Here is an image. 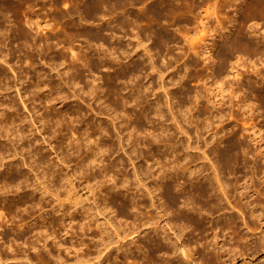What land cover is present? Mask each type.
<instances>
[{"label": "bare ground", "instance_id": "bare-ground-1", "mask_svg": "<svg viewBox=\"0 0 264 264\" xmlns=\"http://www.w3.org/2000/svg\"><path fill=\"white\" fill-rule=\"evenodd\" d=\"M14 1L15 0H0V43L2 41L6 42L8 39H11V41H13L15 39L16 35L19 37L21 36V37L29 39L32 42V44H31L32 48L30 49V52H31L30 54H31V56H33V58H35L34 56L36 54H39V55L43 54V53L44 54L45 53L53 54L52 56L50 55L52 60H50V70L49 71L56 70V73H58V76H59L58 79L54 78L53 74L51 72H49L47 69L44 70L45 68H43V71H42V69L40 71L39 67L37 66L38 62L32 60L31 64H29V66L31 68L30 67H28V68H29V72H30V77H29L30 79H31L32 71L34 73L32 75V78H34V82L31 83L32 87H33V88L31 87L33 89L32 92H34V101L33 102L35 103L36 101H40L42 96H43L42 100L49 103L48 106L56 108L55 110L58 109L60 112H62L64 114L65 117H63V118L66 121H65V127H63V128H66V127L69 128V126H73L74 128L77 127L78 130H77V132L76 131L75 132L76 133L79 132V133L85 135L83 137H81V136L78 137V135H76L78 137L77 141L75 140V138L72 139V141H71L70 137L69 136L68 137L70 139L69 141L72 142L73 147L76 149V151H81L84 148V151H81V152L82 153L85 152V154L83 155L80 152L81 155H83L80 161H84V163H85V161H87L89 164L91 161L89 162L88 160H94V161H96V164L99 167L98 169L101 168L102 170L104 169V171L107 170L108 174L107 173L106 174L109 175L111 180H113L110 182V185H108V186H110V189H112V187L115 189L117 186H119V187L122 185L125 186L126 184H128L127 182L130 180L132 182V179H131L132 176L129 175L131 173V171L129 172V170H128V172H129V174L127 173L129 175L128 176L126 174L127 171L125 172V170L127 169V168L125 169V166L128 163V160H130L134 165H136V168L133 165V167L135 168V172H134V170H133V172H134V175L137 178V180L135 178L134 179L137 181V184L139 183L138 185H140L141 188H144V190H143V192L142 191L141 192L135 191V193H134V191L132 192V191L128 190L129 192H127V191H125V192H127L126 195L128 194L127 197H129V198L124 199L122 197L124 199L123 204H124L125 208L128 209L129 215L131 217L130 219L132 220L128 226L130 239L129 240L127 239L128 241H126L125 237L127 235L123 234V235H125L124 239H121V242L119 244H117V245L115 244L116 247L121 249V248L125 247L126 245H128L125 249H123V252L126 254V257H133V258L136 257L137 258L138 253L142 252L143 253L142 256L144 258H147V260H146L147 264H237V260L239 258L244 259L245 263L242 262L243 264H264V261H262V262L256 261L257 262L256 263L255 262L256 259H254V257H253L256 254L258 255L259 252L264 251V148L261 145L260 149H258L256 151V148H257L256 147L255 151H254L252 148L245 145L244 141L242 142L240 140V138L238 137L240 129H242L244 131H249L251 134L250 136L254 141L259 142L260 141L259 136L262 137L260 133L262 131L263 126H261L262 124L256 122L257 119H255V121H253V116H251L249 113H247V110L249 109L247 107L252 102L254 103L255 102L254 100L256 99L260 102L258 107L262 106V108H264V92H262V90H264V86L257 85L256 84L257 81L254 78H252V74H255V76H259L258 78L264 79V67L261 65V63L263 64V62L260 63V65L262 67L258 64L254 65V63H253V66L251 65L252 69L250 68L247 70H242L241 69L242 66L240 67L238 60H240L241 58L244 57L243 56L244 51H246L247 53H249L253 57L256 55H259V54H264V33L259 34V35L257 34L258 29H259V24H260L259 19L264 18V0H75L76 4H74V5L78 6V5H81L82 3L85 4L86 5V11H85L86 14L89 16H92L94 18L99 19V22L95 26L92 25L93 28L91 29V33H93V37H95L94 39L100 41V43L97 42L100 45L97 47V49L95 50L94 53H93L92 48H91V50H89L90 48L88 46H85V47H88V49L86 48V50H83V49H81V47L78 44H76L77 42L71 41V40H66V38H65V40H63L65 45H61L63 47H61L60 45H59L60 47L59 46L55 47L54 42H50V38H49V36H47V34H46V37H48V39L46 38V40H45L44 37L42 38V36H41L42 34H41L40 30H44V32H45V29H44V25L42 23V21L44 19L43 18H42V20L40 19L41 18L40 16L42 13L39 12V3H40L39 0H33L32 1L33 2L32 8L25 11L26 15L28 14V16H27L28 18H26L27 19L26 21L30 25L29 28H26V27L20 28L22 26L21 25L19 27L21 29V30L19 29L20 32H16V30L13 28L12 24L8 23V22H10V23L12 22L11 21L12 20L11 19L12 14L10 15V9L12 7V4H14ZM18 1L20 3H22L25 0H18ZM60 1H62V0H54V2L57 5L59 4ZM51 2H52V0H51ZM52 4H53V2H52ZM69 4L72 5L70 2H69ZM45 5H48V4H45ZM63 5H64V3H63ZM67 5H68V1H67ZM13 6L16 7L15 5H13ZM232 6H235L234 10L237 14L239 12H242V15L240 17H238L237 15L233 16L234 14L232 15L233 17L231 19V21H232L231 23H234L233 27H235V28H233V27L229 28L228 26H222V27L218 26V25H221L223 23V19L220 18V16L218 15V10H220L219 8L220 7L221 8L222 7L223 8H226V7L229 8ZM55 8H56V6H55ZM61 8H60V10H61ZM70 8L68 10H70ZM20 9L21 8H17L18 13H20L19 12ZM47 9H45V10H47ZM52 9H53V6H52ZM57 10H59V9H57ZM51 11H53V10H51ZM54 11H56V10L54 9ZM72 11L73 10H70L69 12H72ZM79 11H81V9L79 10V8H77L76 12H79ZM12 13H14V11ZM80 13L83 14V12H80ZM61 15H65V14L61 13ZM53 17H54V15H53ZM72 17H73V15H72ZM213 18H216L217 22H219V24L216 26V28H213L210 24V22L212 21ZM46 19L47 18H45L46 27L51 26L50 23H48V21ZM78 19H79V17H78ZM81 19H83V16ZM17 20H18V18H17ZM100 20H101V22H100ZM86 22H88V20H86ZM81 24L82 23H80V25ZM86 24H88V23H86ZM192 24H194V25L191 26ZM262 24L264 25V21ZM23 26H24V24H23ZM52 26H53V24H52ZM76 26H79V25H76ZM66 27H64V28H66ZM170 27H173L175 32H173L171 30L172 28H170ZM66 29H68V28H66ZM94 29H95V31H94ZM53 30H55V29H53ZM72 31H74V29ZM57 32H58V30H57ZM77 32H78V29H77ZM82 32L88 33V31H85V30ZM72 33H74V32H72ZM259 33H260V31H259ZM56 35H58V33ZM69 36H67V37H69ZM81 36H82V34H81ZM88 36H90V34ZM180 36H182L184 39H186V42H187V40L193 41L195 37L200 38V42H201V40L204 41L202 44L203 47L201 49H198V48L196 49L195 47H192V46H191L192 47L191 50L189 49L190 51H184L185 48L182 49L184 51L185 56L188 55V57H191L194 54H195V56H197L199 54L201 57L203 56L205 58V60L209 61L208 63L206 62L205 64L208 65V68H210L211 71H209V73H208V71L205 70L208 74L207 75L203 74V75H205L206 77H208V76L213 77L214 81L216 83H219V82H222L221 79H223L226 76V72L228 71V67H231V69L234 70V73H235L234 75L236 77L235 79H237V78L240 80L243 78L248 79V87H247L248 92L252 90L251 93H253L252 96L255 99L252 102H249L251 100H248L246 98L247 96L245 95L247 93V89H244L245 92L242 94L241 92H243V91L240 90L242 87H239L240 89H237V87H236V89H235V87H233V89H232V87H231L232 90H230V92L228 91L229 92L228 94H224L225 90L220 89L221 86L216 84L217 86H219L218 87L219 89L218 88L217 89L220 91V93H223V97L229 96V98H228L229 103L226 106V103H224L225 101L221 99L222 96H221L220 100L218 99V96H219L218 90L216 91L213 88H211L213 86L209 87L210 85L207 84L206 78L204 76L201 77L200 76L201 74L199 76L204 81V83H202V82L201 83H202V85L204 84L203 87L205 89V92L203 91L204 89L203 90L201 89L202 87H200V89L198 86H197V88L196 87L191 88V87H189V85L187 87L186 80L189 76V72L191 71L188 68L191 66L190 65L191 60L190 61L187 60L184 63V67L188 68L189 72H188V69H186V71L184 70L185 72H183V70H182L183 68H181L179 66L180 64L177 66V67H180L182 70L181 72L178 73L179 80L176 79L177 80L176 83H178L179 86L177 85L178 87L176 88L175 85L173 84L176 89L171 91L170 88L166 87L165 83H161L162 84L161 87L164 88L165 92L163 95L160 94L159 95L160 97L156 98L155 100H153L154 98L153 99L148 98L149 91L151 92V90H153L152 89L153 87L151 88V83L154 84V82H152L154 77L152 76L153 78H152V80H150V82L148 84L145 85V83H147L146 78L144 81L145 83H143V80H142V83L140 84V81L142 79L141 75L144 72L143 71L144 66H142V65H135L130 69V72L126 73V75L132 73L134 76H137V84L134 87H132V89L130 87L131 90H129V92L126 94L125 93L123 94L120 91L119 83L117 81L116 82L114 81L112 83V88H105V84L102 81H100L103 74L99 73V74H101V76H100L98 74V72H96V71L99 70V72H100V69L103 67H101L100 69H98L96 67V64H98L97 63L98 60H96V59H99L100 63L102 62L104 64H107L110 61L119 59L120 55L122 53V51L120 49L121 47H119V45H121V44L119 43V45H117L118 44L117 42L119 41V39L126 37V39L127 38L128 39H137L138 40L137 42L142 43L144 45V50L146 51L145 53H147V55H148V57L147 56H145V57H147L152 64V65L150 64L152 66V68L151 67H145V68H151V71H152L156 67V59L158 58V57H155V55L158 54V52H159L156 43L158 41H162V42H165V44H166V43L171 42L172 40H177ZM75 37H78V35ZM216 37H219V39L222 38V40H224L225 44H226V46H224V47L221 45L222 49H221L220 54H219V56H220L219 62L216 61V59L214 57V51H213V47L218 43ZM56 38H58V36H56ZM86 39H88V38H86ZM86 39H85V41H86ZM89 39H90V37H89ZM128 39H127V41H128ZM42 40H45L44 44H42ZM82 40H83V38H82ZM52 41H53V39H52ZM89 42H91V41H89ZM122 42H123V40H122ZM195 42L197 43V40H195ZM59 43H60V41H59ZM61 43H62V41H61ZM107 43H109V45H106ZM9 45H10V42H8V46ZM56 45H57V41H56ZM83 45L84 44H82V48H83ZM92 46H94V45H92ZM169 46H171V45H169ZM169 46H168V49H169ZM17 47H18V45H17ZM90 47H91V45H90ZM2 48L0 46V60L3 58L4 61L6 60L7 62H10L9 61L10 59L8 57H9V55H13L11 47H8L6 50L2 49ZM20 48H22V47H20ZM65 48H67V50ZM176 50H178L177 47H176ZM182 50H181V52H182ZM131 51H133V49ZM162 51H163V49H162ZM70 52L72 53V55ZM123 52H125V51H123ZM218 52H219V50H218ZM134 53L135 52H133V54ZM15 54H16V52H15ZM89 54H93V55L95 54V55H94V57H89ZM124 54L121 55V57H124ZM168 54L170 55L171 53H168ZM138 55H140V54H138ZM216 55H217V53H216ZM135 56H137V55H135ZM83 57H85V58L89 57L90 58L87 61V63L85 62L88 65V69L91 72H93V70H95V69H98L95 71V73H97L96 76L99 75L100 77L99 76L98 77L93 76L94 78L90 79L91 78V76H90L89 78H85L84 73L86 70L84 71V69H83L84 67L82 66V65H84L83 64L84 62L82 63ZM139 57H141V56H139ZM162 57H160V58H162ZM184 57H182L183 60H184ZM126 58H127V56H126ZM147 58H144V59H147ZM234 58H236L237 60L234 61L233 60ZM260 59H261V57H260ZM135 61H136V59H135ZM166 62H168V60ZM10 63H8V64L10 65ZM28 63H30V62L28 61ZM122 63H120V66ZM129 63L131 64L130 60H129ZM196 63H198V62H196ZM132 64H134V63H132ZM199 64L201 65V63H199ZM13 65H15V64H13ZM10 66H12V65H10ZM20 67L23 68V66H20ZM113 67H115L114 64H113ZM10 68L12 69L13 67H9V69ZM157 68H159V67H157ZM201 68H202V66H201ZM17 69H18V67H17ZM113 69L114 68H112V70ZM160 69L161 68H159V70ZM206 69H207V67H206ZM124 71H125V69H124ZM88 72H87V74H90ZM202 72H204V71H202ZM249 72H252V74ZM116 73L119 74L120 71L117 70ZM190 73H192V72H190ZM230 73H233V71ZM109 74H110L109 72H108V74L106 72V75H109ZM123 74L125 75V73H123ZM154 74H152V75H154ZM160 74H163V73H160ZM229 74H227V76ZM194 75H195V73H194ZM234 75H233V77H234ZM111 76L113 77V75H111ZM148 76H149V74H148ZM87 77H88V75H87ZM112 77H110V79ZM161 77H165V76L162 75ZM191 77H192V75H191ZM15 78H19V77H15ZM169 78L172 79V77H169ZM173 78H174V76H173ZM2 79L4 80L7 78H2ZM98 79H100V80L98 81ZM0 80H1V78H0ZM23 80H25V77ZM163 80H165V79H163ZM198 80H199V78H198ZM4 81H7V80H4ZM214 81H212V82H214ZM132 82H133V79H132ZM166 82L168 83L167 80H166ZM215 82L213 84H215ZM11 83H12V81H11ZM24 83L26 84V82H24ZM201 83L199 84V86L201 85ZM18 84L16 83V85H18ZM21 84H23V83L21 82ZM31 84H30V86H31ZM124 84H125V82H124ZM210 84H211V82H210ZM167 86H169V85L167 84ZM193 86H195V85H193ZM241 86H242V84H241ZM216 87H214V88L216 89ZM6 88H8L7 90H9L8 86ZM6 88H3V89L5 90ZM42 88H47V89H44V91L42 92L41 91ZM121 88H122V86H121ZM128 89H129V87L127 88V90ZM249 89H251V90H249ZM46 91H48V92L46 93ZM111 91H113L114 95L110 94ZM256 91H260V92L257 93ZM255 92L257 93V95L254 96ZM160 93H163V92H160ZM70 94L72 96H75V99H76V97H78L76 99V100H78V103L74 104V107L76 108V109L74 108V110L73 109L71 110L72 107L67 108V109L65 108V106H67L68 104L71 105L70 103H73L75 100V99H71L72 96H70ZM152 94L156 95L155 92H153ZM158 94L159 93H157V95ZM111 97L114 98L115 102L111 101L112 103H109V99H111ZM156 97H158V96H156ZM248 98H250V97H248ZM29 100H30V98H29ZM31 100H32V97H31ZM55 100H59L57 102H60V103L62 102V106L57 107ZM0 101H1V99H0ZM83 102L86 103L89 106V109L96 114H103L104 115L108 112L111 115V121H106L103 118L104 120L103 119H102L103 121L99 120L100 121L99 122L98 119H100L101 117L100 118L97 117L98 122L92 121L94 118L91 121H87V118H83V117L86 114L88 115V113H86V112L89 109L86 108V111L84 112ZM247 102H249L250 104ZM8 103H9V100H8L7 104ZM23 103H25L24 100H23ZM253 103L251 104V107H252ZM11 104H13V102ZM25 104L27 105V102ZM25 104H24V107H25ZM114 105H116V106H114ZM14 106H15V104H13V106H8L5 104H3V106H2V104H1V110L0 111L3 114L2 116L5 117L4 114H6L7 117L9 116V118H8L9 120L12 117V114L15 117L13 110H11V108ZM44 106H46V105H44ZM48 106H46V107L48 108ZM117 106L123 107L122 110L124 109L125 112H127V113L130 112L131 115L135 110H138L137 108L139 107L140 109L137 112L138 117L137 118H135L136 116L134 117L135 120L137 119L136 121H137L138 126L140 125V126L145 127V125H142L143 124L142 122L147 121L144 119L151 118V114L154 112L157 114V116H159L160 120L156 125H154L153 122L155 121V118H154V120L150 119V121L152 122L155 129H152L153 127L150 128V129H152L150 134L145 136V138H143L144 136L141 137V136L135 135L136 133L134 134L131 130H129V128L126 127L127 126L126 124H125L126 126H123L125 119H129L131 117H128V118L125 117L121 120L119 119L120 120L119 123L117 122V119L121 118L119 110H117L118 109ZM35 107H37V106H34V109H35ZM253 108H255V107H252L251 109H253ZM16 109L19 112V109L17 107H16ZM26 109H27V106H26ZM52 111H53V109H52ZM120 111H121V109H120ZM253 111H251V113ZM49 113L40 114L41 116H38L39 120L41 121L43 119V116L48 118V116L51 117L53 115V113H52V115ZM62 113H60V115ZM57 114H59V113H57ZM123 114L124 113H122V115ZM134 114H136V113H134ZM254 114H255V112H254ZM124 115H123V117H124ZM21 116L22 115L18 116L19 119ZM14 117H13V121L15 120ZM25 117H27V115H25ZM55 117H53V118L55 119ZM95 117H96V115H95ZM30 118L31 119L35 118V115H34V117H30ZM46 118H45V121H46ZM81 118L83 120H80ZM74 119H76L80 122L78 124L75 122L77 125L76 124L72 125L71 122ZM24 120H25V118H24ZM24 120L22 122H24ZM1 121H3V119ZM240 121L242 123V126H238V125H240ZM18 122H19V120H18ZM233 123L234 124L236 123V126L234 125L233 129L230 130L229 126ZM148 124H149V122H148ZM21 125L22 124H20V126ZM34 125H32V126H34ZM5 126L8 127L7 124ZM11 126H9V128ZM148 126H146V127H148ZM156 126H157V128H156ZM0 127H1V125H0ZM6 127H4V128H6ZM25 127H26L25 125H24V127L21 126L20 128H18V131H17L18 133L16 132L17 135L20 136L19 137L20 139H16L18 141V143L20 142V140L21 141L23 140L22 144H24V145L22 148L28 147V145L27 146L25 145L26 143H28L25 139L28 140V138L32 135L28 130H30V131L34 130V129H28ZM15 128H17V127H15ZM37 129H38V127H37ZM37 129H35V130H37ZM83 129H85V131H83ZM13 130H14V127H13ZM147 130H149V128ZM27 132H29V133H27ZM142 132L143 131H141V133ZM0 133H1V131H0ZM4 133H5V131L3 132V134ZM11 134L13 135L15 133H11ZM137 134H139V133H137ZM6 135H8V134H6ZM116 135L118 136L117 137L118 139L114 138ZM144 135H145V133H144ZM3 136H5V135H3ZM18 136H16V137H18ZM1 137H2V134H1ZM7 137H9V136H7ZM73 137H74V135H73ZM10 138H9V140L10 141L12 140L11 141V143H12L13 140H15V139H10ZM12 138H13V136H12ZM7 140L8 139H6V141ZM30 143L31 142H29V144ZM12 144L14 146L13 148L15 151L13 150V148L11 149L14 152L12 153L13 155H11L9 157V159L12 156L14 158L18 157L17 155L21 152V151H19V147L17 145V142L16 143L13 142ZM82 144L84 145L83 148H81ZM143 144H145V146L141 147L140 145H143ZM9 146H11L10 143H9ZM127 146H129V147H127ZM145 147H147V150L149 152H151L156 147L157 149H155V151H157V152L155 153L156 157H154L155 155H154V151H153V155H154L152 157L153 162L149 163V164L147 163L148 166L147 167L145 166L146 168L144 170V169H142V165H139V164L137 165V161H135V157L133 156V154L137 153V155L141 156L145 153H148V152H146L147 150L145 149ZM1 148H3V146L0 147V163L3 166H4V164H8L9 169H7V170H9V171H10V169L11 170L16 169V170L24 171L22 169L23 166H19V165L15 166L14 165V163H16V159H13V160L11 159L7 162H4V160H6L8 156L6 155V151H5L6 149L2 150ZM30 148L31 147H29V149ZM195 148L199 149V151L201 150L202 156H200L198 158L194 157V155H193L194 153L192 152V149L196 150ZM8 149L10 150V147ZM26 150H28V149L26 148ZM120 150H123L124 154H121V152H120V155L116 156L115 158H112V155L115 154V152H118ZM23 152H25V150ZM8 153H10V152H8ZM29 153H31V152H29ZM47 155L49 156V154H47ZM59 155H58V157H59ZM261 155H262V157H261L262 159H260ZM145 156H146V154H145ZM151 156H152V154H151ZM151 156H147L148 158H146V159L149 161L151 159ZM45 157H46V155H45ZM45 157H43V158H45ZM58 157H56V158H58ZM137 157L138 156H136V158ZM62 158H64L63 160L66 161L65 157H62ZM200 158L209 161V171H208V168H206L203 160H202V162L199 161ZM47 159L48 158L46 157L47 165L52 164L53 161L55 160L54 159L52 161V163H50V160H47ZM106 159H108L110 161H107ZM146 159H145V161H147ZM152 160H150V162ZM43 161H44V159L42 160V162ZM59 161H61V160H59ZM17 162L19 164L18 160H17ZM40 162H41V159H40ZM40 162L39 161L37 162L36 160H32L29 163V167L33 171H35V176H36L37 180H39L38 184L40 185V188H43L44 194H46L45 192H47V193H51L52 197H53V195L56 196L55 198H56L59 206L63 205L65 197L69 196V198H71V200H72L71 201L72 204L74 206H76V208H77L79 206V204H81V201L77 200V201L73 202L74 195L73 194L71 195V189H68L65 193H63L64 190L66 189V187H65L66 185L64 186L62 184V187L63 186L65 187V189L63 187V190H62L63 192H62L61 191L62 187H61V189L59 188V182L57 183V180H55L56 182L54 184H52L54 179L52 180L51 177L50 178L47 177L46 174H48L47 173L48 171L45 170L44 172H41L39 170V168H42L41 166L43 165V164L41 165ZM84 163L82 162L83 165H84ZM56 165H58V164L56 163ZM68 165H69V163H68ZM91 165H93V164H91ZM94 166L96 167V165H93V167ZM111 166L112 167L115 166V167H119V168L117 170L115 169V171H114L113 170L114 167L111 168ZM43 167L45 168V165H43ZM59 167L61 169L60 164H59ZM128 167H129V165H128ZM244 167L245 168L247 167L248 169H246L244 171L243 170ZM73 168L70 170H73ZM45 169H49V168L46 167ZM53 169H54V167H53ZM76 169L77 168L74 169L75 172L81 171V170L77 171ZM88 169L85 168V171L86 170L88 171ZM70 170L67 173L68 177H66V178L63 177V178H65V180L62 177L61 178H62V180H64V182L67 181L66 183L70 182L72 184L71 177H69V176H71L69 174ZM58 171H56V173H58ZM112 171L114 173H112ZM50 172H52V173H50L52 177L59 178L60 175L58 176V174L55 173V170L50 171ZM90 172H92V171L90 170ZM90 172L89 173L87 172V173L90 174ZM98 173H100V172H98ZM11 174L13 175V173H11ZM15 174H17V173H15ZM18 174H20V173H18ZM94 174H92V176H94ZM100 174H101V179L105 178V176H104L105 173L101 172ZM115 174H119L122 177L118 178L119 176L117 177ZM126 175H127V177H126ZM25 176H26V171H25ZM25 176L23 175V177H25ZM48 176H50V175H48ZM12 178H14V177L12 176ZM30 178L31 177H29V179ZM96 178H97V175L95 174V179ZM149 178H152V180H153V182H152L153 184L150 183L151 186L147 182V180ZM8 179H11V177ZM17 179H18V177H17ZM22 179H24V178H22ZM4 180L6 181L7 178L6 179L4 178ZM11 180H10V182H11ZM26 180H28V178ZM49 180H50V183L48 182ZM92 181H95V180H92ZM99 181L100 180H98V182ZM18 182H20V181H18ZM121 182H123L122 185H119V183H121ZM33 183H34V181H33ZM95 183H97V180ZM124 183H126V184H124ZM22 184H23V182L21 183V186H22ZM35 184L36 183H34V185ZM137 184H135V185H137ZM96 185H98V187H99L98 183ZM100 186L102 187V183ZM36 187H35V189H36ZM139 189H136V190H139ZM120 190H122V189L120 188ZM107 191H108V189L106 190V192ZM1 192H2V189H1ZM110 192H112V191H109L108 194L110 196L113 195V198L115 199L116 195H114V193L110 194ZM125 192H122V193L125 195ZM130 192H132V193H130ZM19 193H20V190H19ZM119 193H120V191H116V194H119ZM63 194H65V196ZM21 195H22V193H21ZM105 195H107V194H105ZM19 196H20V194H19ZM5 197H6V195H5ZM43 197H45V196H43ZM24 198H26V197H24ZM8 199H9V197H8ZM38 199H37V201L33 200V202H35L34 203L35 207H36V205H39L42 202L41 200H38ZM6 201L3 200L2 202H6ZM10 201L17 202L16 201V195L14 196V198L9 200V202ZM23 202H25V200ZM112 202H113V200H112ZM11 203H13V202H11ZM2 204L4 205V204H8V203H2ZM2 204H0V217H2L4 215V210H5V209H3L5 206H3ZM31 204H32V202H31ZM9 205H10V203H9ZM15 205H17V204H15ZM22 205H23V203H22ZM41 205H43V203ZM119 205H121V204H119ZM19 207H17V208H19ZM55 208H57V207H55ZM10 209L12 210V208H10ZM26 209H25V212H26ZM6 210L10 211L7 208H6ZM6 210H5V212H6ZM29 210H27V211H29ZM56 210L60 211V209H55V211ZM20 211H22V210H20ZM28 213H30V211ZM57 215H58V213H57ZM25 216L26 215L24 214V218H25ZM60 216H61V217H59L61 219L60 221L63 222L62 224H65L64 229H63V227H62V229L65 230L66 233H69L70 229H72V228H73V230H75L74 227L76 225H78V223H79L80 229L83 228V230L84 229L90 230L91 226L94 227L92 222H91V219H88L87 215L85 216L84 214H83V216H84L83 220H82V218L77 219L78 216L77 217H75V215L73 216V212H70V214H67V212L66 213L62 212V214ZM6 217H7V215H6ZM126 217H127V215H126ZM22 218H21V220H22ZM39 218L40 217L34 218L33 220H31L29 222L28 225L29 226L33 225ZM47 219H49V217ZM56 219H57L56 216H53V218L51 217V219L47 220V221L45 219L47 224L45 223V221L43 222V223H45V227L41 226L43 228V229L41 228L42 230L40 229L38 231L37 228H35L38 233L35 232V234H34V232H33V234H34L33 239L28 238V239L23 240L24 244H27V245L29 244L28 245L29 249L30 248L36 249L35 250L37 252L36 254H38L41 257V259H43V261H46V263H48V264H80V263H84V262H91V260L93 263V260H95L96 258H97V261L95 262V264L104 263V261L106 259H109V261H111L110 260L111 250H109V248H110V245L112 243L114 244L117 241H116V239H113L116 236L113 237L114 234L113 235L110 234L111 232H109V230H108L109 225L113 224V226H114V223H112L110 221V219H109L110 224H108L109 222L107 219V225L104 223V221H103V223L102 222L97 223V226L99 225L100 226L99 228H101V230L99 229L101 231V235L98 237V235L94 234V236H93V237L97 236L98 242H99V243L96 242L98 244H95L93 241V243L96 245V247H94V248H96L95 251L91 250V248L93 247L91 245H93V244H91L90 241H88V242L91 245L87 243L89 246H87L86 248L83 247V246H86L85 245L86 239L83 240V238H81V239L79 238V239L73 241L70 245H66V243H64L62 241L60 234H58V233H60V230L58 229L57 225L60 226L61 224L60 223L58 224L59 221ZM158 219H162V221H165L166 223L163 222V224H162L161 222L158 221ZM77 220H79V222L76 224ZM128 221H130V220H128ZM2 222H3V220H2ZM7 222H8V220H7ZM21 222H19L20 224H17L18 225L17 228H16V226L14 228L20 230V229H25V227H28V226H26L27 224L24 226V222H22V223ZM4 223H3V225H4ZM26 223H28V222H26ZM0 227H2V226L0 225ZM112 227H110L109 229H111ZM91 229L94 230V228H91ZM118 229H120V226ZM93 230L91 232H93ZM209 230H212L211 231L212 238H210L209 235L206 234V232ZM118 231H116V232L118 233ZM258 231H260V235L254 236L257 234ZM105 232H108L106 234H110L112 237H110V235L105 236V234H104ZM114 232H112V233H114ZM116 232H115V235H117ZM25 233H27V232L25 231ZM81 233H83V232H81ZM86 233H88V232L86 231ZM93 233H97V230H96V232H93ZM99 233H97V234H99ZM124 233H126L125 230H124ZM133 233L135 235L132 236ZM220 233H223V235L227 237L225 240L223 239L224 240L223 242H225V243H222V239H220L221 238ZM138 234L141 235V238H139L140 236L138 238H136V235H138ZM200 234H202V235H200ZM19 235H20V233H19ZM86 235L83 234V236H86ZM91 235H93V234H91ZM118 235H119V233H118ZM120 235H122V234H120ZM61 236H62V234H61ZM119 236L117 238H119ZM49 237L53 238V240L55 239L56 243L59 245H62L63 249L67 250L69 253L74 252L73 254H75V256H74L75 260L73 263H71L70 260L67 259V256H66V258H64L63 257L64 255H62L61 253H59V254L57 253V255H55L56 252L53 251L54 252L53 253L52 248L48 247V249H47L48 254L46 252L42 251L45 248L44 249L39 248L40 243H38V242L42 241V240L46 241V240H48ZM20 238H22V237H20ZM20 238H18L17 236H16V238H12L10 243H8L9 246L6 248H8V250H10L9 249L10 247L12 249H17V247L21 245V244L19 245V243H18V240ZM63 238H65V237H63ZM93 239H91V240H93ZM138 239L141 240L140 243H138L139 241L138 242L136 241ZM63 240H65V239H63ZM20 241H21V239H20ZM118 242H119V240H118ZM133 242H136V243H133ZM56 243H55V245H57ZM4 245H5V243H4ZM43 245L46 247L49 244L45 243ZM41 246L42 245H40V247ZM90 246H91V248H90ZM2 247H4V246H2ZM112 249H113V247H112ZM22 250H24V249H22ZM1 251H2V249L0 250V253H1ZM16 251L17 250H15V252ZM60 251H58V252H60ZM19 252H20V250H19ZM114 252H115V254L117 253L116 251H113V253ZM119 252H121V251H119ZM123 252H122V254H124ZM26 253L27 252L25 251L24 256L26 258L21 257L23 255V254H21V252L19 253V255H21V256L17 255V259H21V258L25 259V260L22 259L20 262L18 261V263L19 264H24V263L34 264L33 263L34 258L31 257L32 253H30L31 255H29V253H27V254ZM117 254H120V253H117ZM139 254H141V253H139ZM3 255H4L3 253H2V255L0 254V264H1V262H4L3 261L4 259L2 257ZM51 256H53L55 263L52 262L53 260H52ZM142 256H140V257H142ZM103 257H104V259L106 258L104 261H103ZM124 257L125 256H123V258ZM143 257H142V259H143ZM35 258H37V256ZM115 258H118V255L115 256ZM130 259H132V258H130ZM135 260L138 261L137 259L134 258V261ZM106 261H108V260H106ZM144 261H145V259H144ZM117 262H119V261H117ZM128 262L130 263V261H128ZM105 263H107V262H105ZM131 263L132 264H134V263L138 264L137 262H131Z\"/></svg>", "mask_w": 264, "mask_h": 264}, {"label": "rangeland", "instance_id": "rangeland-1", "mask_svg": "<svg viewBox=\"0 0 264 264\" xmlns=\"http://www.w3.org/2000/svg\"><path fill=\"white\" fill-rule=\"evenodd\" d=\"M16 1V2H15ZM14 1V4H12V7H11V9H10V15H11V23L10 22H8L9 24H12V26H13V28L16 30V32H20V28H22V27H26V28H29V24L27 23V19L26 18H28L27 16H28V14L26 15V12L25 11H27V10H29L30 8H32V4H33V0H25L24 2H22V3H20L18 0H15ZM40 1V3H39V12L40 13H42L41 14V20H42V18L44 19L43 21H42V23H43V25H44V29H45V32H44V30H40L41 31V36H42V38L44 37V39L46 40V38L48 39V37H46V34H47V36H49V38H50V42H54V45H55V47L57 46H61V45H65V43H64V41L63 40H65V38H66V40H71V41H75V42H77L76 44H78L80 47H81V49H83V50H86V48L88 49V47L90 48L89 50H91V48L93 49V53L95 52V50L97 49V47L100 45V44H98L97 42H99L100 43V41L99 40H96V39H94L95 37H93V33H91V29L93 28V26H95L98 22H99V19L98 18H94V17H92V16H89V15H87L86 14V5L85 4H81V5H78V6H76V5H74V4H76V1L74 0H62V1H60L59 2V4L57 5L55 2H54V0H52V2H53V4H52V2H51V0H39ZM48 1V2H47ZM67 1H68V5H67ZM27 2V3H26ZM32 2V3H31ZM69 2L72 4V5H70L69 4ZM29 3V4H28ZM31 3V4H30ZM48 4V5H45V4ZM63 3H64V5H63ZM19 6H18V5ZM43 4V5H42ZM13 5H15L16 7H14ZM26 5V6H25ZM56 6V8H55V6ZM62 5V6H61ZM22 6V7H21ZM41 6V7H40ZM45 6V7H44ZM49 6V7H48ZM52 6H53V9H52ZM66 6V7H65ZM43 7V8H42ZM63 9H62V8ZM71 7V8H70ZM81 7V8H80ZM16 8V9H15ZM17 8H21L20 10H19V12L20 13H18L17 12ZM48 8V9H47ZM60 8H61V10H60ZM65 8V9H64ZM70 8V10H73L72 12H69L70 10H68ZM77 8H79V10L81 9V11H79V12H76V9ZM45 9H47V10H45ZM54 9L56 10V11H54ZM57 9H59V10H57ZM75 9V10H74ZM83 9V10H82ZM220 10H218V15L220 16V18H222L223 19V23L221 24V25H218L219 24V22H217V19L216 18H213L212 19V21L210 22V24H211V26L213 27V28H216V26L218 25V26H220V27H222V26H228L229 28L230 27H233L234 26V23H231L232 21H231V19H232V17L233 16H235V15H237L238 17H240L241 15H242V12H239L238 14L235 12V6H232V7H226V8H219ZM51 10H53V11H51ZM68 12H67V11ZM14 11V13H12ZM43 11V12H42ZM45 11V12H44ZM61 11V12H60ZM75 11V12H74ZM80 12H83V14H81ZM16 13V14H15ZM45 13V14H44ZM61 13L62 14H65V15H61ZM18 14V15H17ZM25 14V15H24ZM48 14V15H47ZM57 14V15H56ZM75 14V15H74ZM234 14V15H233ZM53 15H54V17H53ZM72 15H73V17H72ZM233 15V16H232ZM56 16V17H55ZM59 18H58V17ZM82 16H83V19H81L82 18ZM13 17V18H12ZM20 17V18H19ZM64 17V18H63ZM72 17V18H71ZM75 17V18H74ZM78 17H79V19H78ZM81 17V18H80ZM15 18V19H14ZM17 18H18V20H17ZM45 18H47L46 20L48 21V23H50V25L51 26H47L46 27V25H45V23H46V21H45ZM77 18V19H76ZM94 18V19H93ZM25 19V20H24ZM49 19V20H48ZM229 19V20H228ZM263 19V20H262ZM262 19H259V22H260V24H259V29H258V32H257V34L259 35V34H263L264 33V25L262 24L263 23V21H264V18H262ZM51 20V21H50ZM62 20V21H61ZM67 20V21H66ZM79 20V21H78ZM86 20H88V22H86ZM98 20V21H97ZM262 22H261V21ZM19 21V22H18ZM21 21V22H20ZM26 21V22H25ZM50 21V22H49ZM64 21V22H63ZM72 23H71V22ZM85 21V22H84ZM24 22V23H23ZM77 22V23H76ZM82 23L81 25H80V23ZM100 22H101V20H100ZM85 23V24H84ZM86 23H88V24H86ZM15 26H14V25ZM23 24H24V26H23ZM52 24H53V26H52ZM71 24V25H70ZM79 25V26H76V25ZM230 24V25H229ZM262 24V25H261ZM22 25V26H21ZM56 25V26H55ZM73 25V26H72ZM93 25V26H92ZM194 24H192L191 26H193ZM21 26V27H20ZM67 26V27H66ZM75 26V27H74ZM20 27V28H19ZM63 27V28H62ZM64 27H66V28H68V29H66V28H64ZM79 27V28H78ZM263 27V28H262ZM83 28V29H82ZM170 28H172L171 30L173 31V32H175V30H174V28L173 27H170ZM233 28H235V27H233ZM20 29V30H19ZM51 29V30H50ZM53 29H55V30H53ZM61 29V30H60ZM65 29V30H64ZM74 29V31H72ZM77 29H78V32H77ZM57 30H58V32H57ZM88 31V33L87 32H82V31ZM66 31V32H65ZM94 31H95V29H94ZM259 31H260V33H259ZM48 32V33H47ZM62 32V33H61ZM72 32H74V33H72ZM76 32V33H75ZM44 33V34H43ZM52 35H50V34ZM58 33V35H56ZM70 36H69V35ZM75 34V35H74ZM81 34H82V36H81ZM84 34V35H83ZM90 34V36H88ZM61 35V36H60ZM78 35V37H75V36H77ZM86 35V36H85ZM52 38H51V37ZM56 36H58V38H56ZM63 36V37H62ZM67 36H69V37H67ZM54 37V38H53ZM74 37V38H73ZM80 37V38H79ZM89 37H90V39H89ZM72 38V39H71ZM76 38V39H75ZM82 38H83V40H82ZM86 38H88V39H86ZM198 37H195L194 38V40L193 41H189V40H187V42H186V39H184L182 36H180L177 40H172L171 42H169V43H166L165 44V42H162V41H158L157 43H156V45H157V47H158V54H156L155 55V57H158L157 59H156V67L151 71V68H152V64H151V62H150V60L147 58L148 57V55H147V53H145L146 51L144 50V45L142 44V43H139V42H137L138 40L137 39H128V41H127V39H126V37L125 38H122V39H119V41L116 43L117 45H119V43L121 44V45H119V47H121L120 49H121V51H122V53H121V55H123L124 53V57H121V55H120V58L119 59H116V60H113V61H110L109 63H107V64H104V63H100V61H99V59H96V60H98L97 61V63L98 64H96V67L98 68V69H100L101 67H103V68H101L100 69V72H99V70L98 69H95V70H93V72H91L89 69H88V65L86 64L87 63V61L90 59L89 57H94V55L93 54H89V57H83L82 58V63L84 64V65H82L84 68V71H85V78H89L90 76H91V78L90 79H92V78H94V77H98L99 75L101 76V74H103L102 75V78H101V80L100 79H98V81L100 80V81H102L104 84H105V88H112V83L115 81H117L118 83H119V87H120V91L124 94H126V93H128L129 92V90H131L132 89V87H134L136 84H137V76H134L132 73H130V74H127L126 75V73H128V72H130V69L133 67V66H135V65H142V66H144V69H143V73H142V75H141V81H140V84L142 83V80H143V83H145L144 81H145V78H146V82L147 83H145V85L146 84H148L149 82H150V80H152V78H153V80H152V82H154V84L153 83H151V88L153 89V90H151V92L153 93V92H155L156 93V95H153L150 91H149V95H148V98L149 99H153V100H155L156 98H159L160 96V94H164V88L163 87H161V83H165V85H166V87L167 88H170V90L172 91V90H174V89H176L178 86H179V84L178 83H176L177 82V80H179V76H178V73L179 72H181L182 70H183V72H185L186 71V69H190L191 71L190 72H192V73H190L189 72V69H188V72H189V76H188V78H187V80H186V84H187V87H188V85H189V87H191V88H194V87H196L197 88V86L199 87V89H200V87H202L201 89L203 90L204 89V87H203V85H202V83H204V81H203V79H201V77H205L206 78V82H207V84H209L210 86L209 87H211V86H213V87H211V88H213L214 90H218L219 88V86H221V88L220 89H224L225 90V92H224V94H228L229 92H230V90H232L233 89V87H235V89H236V87H237V89H240L239 87H242L240 90L241 91H243V92H241L242 94L245 92V90L244 89H247V93L245 94L247 97V99L248 100H251V101H249V102H252L255 98L252 96V94L253 93H251V89H249V90H251V91H249L248 92V79L247 78H243V79H235L236 77H235V73H234V70H232L231 69V67H228V71L226 72V78L224 77L223 79H221L222 80V82H219V83H216L215 81H214V79H213V77H206L205 75H207L208 73H209V71H211V69L210 68H208V65H206L205 63L207 62H209V61H207V60H205V58L203 59L199 54L197 55V56H195V54L194 55H192L191 57H188V55H186L185 56V54H184V51H190L191 50V48L192 47H195L196 49L198 48V49H201L203 46H202V44H203V40H201V42H200V38H198ZM217 38V44L213 47V51H214V57H215V59H216V61L217 62H219L220 61V56H219V54H220V51H221V49H222V46L224 47V46H226V44H225V41L224 40H222V38H220L219 39V37H216ZM52 39H53V41H52ZM57 41V45H56V41ZM59 39V40H58ZM85 39H86V41H85ZM19 40V41H18ZM45 40H42V44H44V41ZM82 40V41H81ZM91 41V42H89V41ZM121 40V41H120ZM122 40H123V42H122ZM132 40V41H131ZM195 40H197V43L199 44H197L196 42H195ZM59 41H60V43H59ZM61 41H62V43H61ZM81 41V42H80ZM96 43H95V42ZM131 41V42H130ZM176 41V42H175ZM8 42H10V45L8 46ZM16 42V43H15ZM74 42V43H75ZM89 42V43H88ZM122 42V43H121ZM178 42V43H177ZM20 43V44H19ZM27 43V44H26ZM64 43V44H63ZM86 43V44H85ZM92 43V44H91ZM130 43V44H129ZM176 43V44H175ZM196 43V44H195ZM23 44V45H22ZM25 44V45H24ZM32 42L29 40V39H27V38H24V37H19V36H17L16 35V37H15V39L13 40V41H11V39H8L6 42L5 41H2L1 43H0V46H1V48L2 49H7L8 47H11V50H12V52H13V55H9V61L11 62H7L6 60L4 61L3 60V58L0 60V78H1V80H0V99H1V101H0V110H1V104H2V106H3V104H5V105H8V106H13V104H15V106L14 107H12L11 108V110H13V113L15 114V117H14V115L12 114V119L10 118V120L8 119L9 118V116L7 117V115L6 114H4V116L5 117H3L2 115V112L0 111V125H1V127H0V131H1V133H0V147H2L3 146V148H1L2 150H5L6 151V155L8 156L7 157V159L6 160H4V162H7V161H9V160H13V159H16V163H14V165L15 166H23L22 167V169L24 170V171H21V170H11L10 169V171L9 170H7V169H9V165L8 164H4V166L1 164L0 165V204H2V203H8V204H2L3 206H5L3 209H5L6 210V208L7 209H9L10 211H8V210H6V212H5V210H4V215L2 216V217H0V225L2 226V227H0V250L2 249V251H1V255H2V253L4 254L2 257H3V261L4 262H1V264H19L18 263V261L20 262L22 259L23 260H25L24 258H26L24 255H25V251L27 252V253H29V255H31L30 253H32V255H31V257L32 258H34L33 259V263L34 264H48V263H46V261H43V259H41V257L38 255V254H36L37 252L35 251L36 249H29V244L27 245V244H24L23 243V240H25V239H33L34 238V234H35V232L36 233H38L37 232V230L39 231L42 227H45V223H46V221L47 220H50L51 219V217L53 218V216H56L57 217V219L56 220H58L57 222H58V224L60 223L61 225L59 226V225H57V227H58V229L60 230V233H58V234H60V237H61V239H62V241L64 242V243H66V245H70L73 241H75V240H77V239H81V238H83V240H85V245L86 246H83L84 248H86L87 246H89L88 244H93V245H91V246H93L92 248H91V246H90V248H91V250H94L95 251V249L96 248H94V247H96V245L95 244H98L99 242H98V237L101 235V228H99L100 226L98 225L97 226V223H103V221H104V223L107 225V219H108V224H110V221L112 222V223H114V226H113V224L112 225H109L110 227H112L111 229H109L110 227L108 226V230H109V232H111L110 234H114L113 235V237L114 236H116L115 238H113V239H116V243H112L111 245H110V248H109V250H111V253H110V260L111 261H109V259H106V260H108V261H106L105 259H104V257H103V261H104V263H101V264H132L131 262H137L138 264H147V262H146V260H147V258H144L143 256H142V252H139V253H141V254H139L138 253V257L136 258V257H134L135 259H137L138 261H134V258L133 257H126V254L123 252V249H125L128 245H124L125 247H123V248H121V249H119L118 247H116V245L117 244H119L120 242H121V239H124V237H125V235H127L126 237H125V239H126V241H128L129 239H130V235H129V230H128V226H129V224H130V222L132 221L130 218V215H129V211H128V209H126L125 208V206H124V204H123V201H124V199H128L129 197H127L128 196V194L126 195V193L127 192H129V191H134V193H135V191L136 192H143V190H144V188H141L140 187V185H138L137 184V178L135 177V175H134V172H135V168H136V165H134L130 160H128V163L126 164V166H125V172H126V174L128 173L129 174V172L131 171V173L129 174V175H131L132 177H131V179H132V182H131V180L130 181H128L127 183L128 184H126V183H124V184H126L125 186L124 185H122V183L123 182H121V183H119V185H122V186H117L115 189L112 187V189H110V186H108V185H110V182L111 181H113V180H111L110 179V177H109V175H107L108 174V172H107V170L106 171H104V169L102 170L101 168V170L100 169H98L99 167L97 166V164H96V161H94V160H88L91 164H93V165H96V167L94 166L93 167V165H91L90 163L88 164V162L87 161H85V163H84V161H80L81 160V158H82V156L85 154V152H81V151H84V145L82 144L81 145V148H83L81 151H76V149L73 147V144H72V142H70L69 140L71 139V141H72V139H74L75 138V140L77 141L78 140V137H83V136H85V135H83V134H81V133H76L77 132V130H78V128L77 127H73V126H69V128L68 127H66V128H63V127H65V121L66 120H64V118L63 117H65L64 116V114L62 113V112H60L58 109L57 110H55L56 108H53V107H50V106H48V104L49 103H47L46 101H44V100H42L43 99V96H42V98H41V100L40 101H36L35 103L33 102L34 101V92H32L33 91V87H32V84L31 83H33L34 82V78H32V75L34 74L33 73V71H32V75H31V79L29 78L30 77V72H29V68L28 67H30L29 66V64H31V62H32V60L33 61H36V62H38L37 63V66L39 67V69H40V71H41V69H42V71H43V68H45L44 70H50V60H52L51 59V57H50V55L52 56L53 54H49V53H43V54H36L34 57L35 58H33V56H31V52H30V49L32 48ZM82 44H84L83 45V48H82ZM98 44V45H97ZM141 44V45H140ZM220 44V45H219ZM17 45H18V47H17ZM90 45H91V47H90ZM92 45H94V46H92ZM97 45V46H96ZM106 45H109V43H107ZM169 45H171V46H169ZM196 45V46H195ZM201 45V46H200ZM222 45V46H221ZM13 46V47H12ZM26 46V47H25ZM59 46V47H60ZM85 46H88V47H85ZM143 46V47H142ZM168 46H169V49H168ZM192 46V47H191ZM20 47H22V48H20ZM61 47H63V46H61ZM123 47V48H122ZM125 47V48H124ZM163 47V48H162ZM175 47V48H174ZM176 47H177V49L178 50H176ZM180 47V48H179ZM200 47V48H199ZM25 48V49H24ZM142 48V49H141ZM161 48V49H160ZM165 48V49H164ZM173 48V49H172ZM185 48V49H184ZM66 50H67V48H65ZM126 49V50H125ZM133 49V51H131ZM162 49H163V51H162ZM167 49V50H166ZM171 49V50H170ZM182 49H184V51L182 50ZM190 49V50H189ZM216 49V50H215ZM22 50V51H21ZM169 50V51H168ZM181 50H182V52H181ZM218 50H219V52H218ZM27 51V52H26ZM123 51H125V52H123ZM128 51V52H127ZM168 51V52H167ZM181 53H180V52ZM15 52H16V54H15ZM133 52H135L134 54H133ZM71 53V52H70ZM129 53V54H128ZM168 53H171L170 55L167 54ZM216 53H217V55H216ZM138 54H140V55H138ZM165 56H164V55ZM179 54V55H178ZM15 55V56H14ZM22 55V56H21ZM42 55V56H41ZM71 55H72V53H71ZM135 55H137V56H135ZM182 55V56H181ZM216 55V56H215ZM45 56V57H44ZM126 56H127V58H126ZM139 56H141V57H139ZM143 56V57H142ZM145 56H147V57H145ZM163 56V57H162ZM170 56V57H169ZM185 56V57H184ZM199 56V57H198ZM244 56V57H243ZM242 57L243 58H241L240 60H238L239 61V65H240V67H241V69L242 70H247V69H252V67H251V65L253 66V63H254V65L255 64H258V65H260V63L261 62H263V64H264V54H259V55H256V56H252V55H250L249 53H247L246 51H244V55H243ZM11 57V58H10ZM96 57V56H95ZM139 57V58H138ZM160 57H162V58H160ZM182 57H184V60H183V58ZM187 57V58H186ZM198 57V58H197ZM260 57H261V59H260ZM123 60H122V59ZM132 58V59H131ZM144 58H147V59H144ZM182 58V59H181ZM121 59V60H120ZM135 59H136V61H135ZM161 59V60H160ZM164 59V60H163ZM166 59V60H165ZM86 60V61H85ZM95 60V61H96ZM126 60V61H125ZM129 60H130V62H131V64L129 63ZM132 60V61H131ZM134 60V61H133ZM142 60V61H141ZM145 60V61H144ZM160 60V61H159ZM168 60V62H166ZM181 60V61H180ZM190 61V67H188V68H186V67H184V63H185V61ZM234 61H236L237 59L236 58H234L233 59ZM261 60V61H260ZM28 61L30 62V63H28ZM46 61V62H45ZM49 61V62H48ZM120 61V62H119ZM165 61V62H164ZM178 61V62H177ZM181 63H180V62ZM255 61V62H254ZM7 62V63H6ZM27 62V63H26ZM81 62V61H80ZM86 62V63H85ZM123 62V63H122ZM147 62V63H146ZM149 62V63H148ZM164 62V63H163ZM196 62H198V63H196ZM8 63H10V65H12V66H10ZM100 63V64H99ZM114 64V66L115 67H113V64ZM117 63V64H116ZM120 63H122L121 64V66H120ZM128 63V64H127ZM132 63H134V64H132ZM138 63V64H137ZM145 65H144V64ZM194 63V64H193ZM199 63H201V65L199 64ZM13 64H15V65H13ZM148 66H147V65ZM151 64V65H150ZM180 64V65H179ZM198 64V65H197ZM262 63H261V65L264 67V65H263ZM23 66V68L22 67H20V66ZM119 65V66H118ZM158 65V66H157ZM180 66L181 68H183L182 70H181V68L180 67H177V66ZM260 65V66H261ZM48 68H47V67ZM99 66V67H98ZM183 66V67H182ZM201 66H202V68H201ZM207 67V69H206V67ZM261 66V67H262ZM9 67H13L12 69L10 68L9 69ZM17 67H18V69H17ZM117 67V68H116ZM119 67V68H118ZM122 67V68H121ZM145 67H151V68H145ZM157 67H159V68H161L160 70H159V68H157ZM31 68V67H30ZM112 68H114L113 70H112ZM170 68V69H169ZM244 68V69H243ZM18 71H17V70ZM24 69V70H23ZM107 71H106V70ZM124 69H125V71H124ZM158 69V70H157ZM96 70H98V71H96ZM112 70V71H111ZM117 70H119L120 71V73L119 74H117L116 73V71ZM149 70V71H148ZM158 72H157V71ZM162 70V71H161ZM165 70V71H164ZM185 70V71H184ZM195 70V71H194ZM208 71V73L206 72V71ZM231 70V71H230ZM89 71V72H88ZM95 71L96 72H98V74L99 73H101V74H99L98 76H96L97 75V73H95ZM107 72V74H108V72L110 73L109 75H106V72ZM151 71V72H150ZM202 71H204V72H202ZM233 71V73H230V72H232ZM7 72V73H6ZM49 72H51L52 74H53V77L54 78H59V76H58V73H56V70H51V71H49ZM87 72L88 73H90V74H87ZM105 72V73H104ZM115 74H114V73ZM148 72V73H147ZM16 73V74H15ZM113 73V74H112ZM123 73H125V75L123 74ZM155 73V74H154ZM160 73H163V74H160ZM194 73H195V75H194ZM230 73V74H229ZM249 73H251L252 74V72H249ZM6 74V75H5ZM88 75V77H87V75ZM148 74H149V76H148ZM152 74H154V75H152ZM169 74V75H168ZM172 74V75H171ZM201 74V75H200ZM203 74H205V75H203ZM227 74H229L228 76H227ZM108 77H106V76ZM111 75H113V77L111 76ZM163 75V76H165V77H161V76ZM191 75H192V77H191ZM201 77H200V76ZM233 75H234V77H233ZM10 78H9V77ZM94 76V77H93ZM99 76V77H100ZM112 77L111 79H110V77ZM151 76V77H150ZM153 76V77H152ZM173 76H174V78H173ZM195 78H194V77ZM14 77V78H13ZM15 77H19V78H15ZM21 77V78H20ZM24 77H25V80H23L24 79ZM149 79H148V78ZM169 77H172V79H170ZM199 78V80H198V78ZM259 76H255V74H252V78H254L257 82H256V84L257 85H261V86H264V79H262V78H258ZM2 78H7V79H4V80H7V81H4ZM9 78V79H8ZM29 78V79H28ZM133 79V82H132V79ZM151 78V79H150ZM194 78V79H193ZM212 80H211V79ZM18 79V80H17ZM116 79V80H115ZM123 79V80H122ZM125 79V80H124ZM163 79H165V80H163ZM177 79V80H176ZM209 79V80H208ZM9 80V81H8ZM17 80V81H16ZM107 80V81H106ZM111 80V81H110ZM131 80V81H130ZM148 80V81H147ZM162 80V81H161ZM166 80L168 81V83L166 82ZM224 80V81H223ZM11 81H12V83H11ZM164 81V82H163ZM171 81V82H170ZM212 81H214L215 82V84H213L214 82H212ZM6 82V83H5ZM15 82V83H14ZM21 82L23 83V84H21ZM24 82H26V84L24 83ZM124 82H125V84H124ZM173 82V83H172ZM202 82V83H201ZM210 82H211V84H210ZM8 83V84H7ZM16 83L18 84V85H16ZM130 83V84H129ZM169 85V86H167V84ZM172 85H170V84ZM176 83V84H175ZM201 83V85L199 86V84ZM30 84H31V86H30ZM124 84V85H123ZM133 84V85H132ZM175 85V87H174V85ZM191 84V85H190ZM213 84V85H212ZM219 85V86H217V85ZM240 84V85H239ZM241 84H242V86H241ZM245 86H244V85ZM16 85V86H15ZM126 85V86H125ZM178 85V86H177ZM193 85H195V86H193ZM9 87V90H7L8 88H6V87ZM18 86V87H17ZM26 86V87H25ZM110 86V87H109ZM121 86H122V88H121ZM217 86V87H216ZM223 86V87H222ZM2 87V88H1ZM32 87V88H31ZM126 87V88H125ZM129 87V89L127 90V88ZM130 87H131V89H130ZM214 87H216V89L214 88ZM230 87V88H229ZM231 87H232V89H231ZM3 88H6L5 90L3 89ZM218 88V89H217ZM226 88V89H225ZM229 88V89H228ZM21 91H19V90ZM44 89H47V88H42V92L44 91ZM157 89V90H156ZM228 89V90H227ZM155 90V91H154ZM9 91V92H8ZM204 92H205V89L203 90ZM215 91V92H216ZM229 91V92H228ZM26 92V93H25ZM32 92V93H31ZM48 91H46V93H47ZM160 92H163V93H160ZM257 93L258 92H260V91H256ZM254 93V96L255 95H257V93ZM262 92H264V90H262ZM7 93V94H6ZM24 95H23V94ZM70 93V92H69ZM157 93H159L158 95H157ZM218 93H219V96H218V99L220 100V98H221V96H222V100H224L225 102L224 103H226V106L228 105V103H229V96H227V97H223V93H220V91L218 90ZM3 94V95H2ZM21 94V95H20ZM110 94L112 95L113 94V91H111L110 92ZM24 97H23V96ZM114 95V94H113ZM22 96V97H21ZM70 96H72L71 94H70ZM152 96V97H151ZM156 96H158V97H156ZM252 96V97H251ZM31 97H32V100H31ZM248 97H250V98H248ZM29 98H30V100H29ZM78 97H76V99H77ZM7 99V100H6ZM71 99H75V96H72L71 97ZM74 100V102L73 103H70L71 105H67V106H65V108L67 109V108H70V107H72L71 108V110L73 109L74 110V104H77L78 103V100ZM8 100H9V103L7 104V102H8ZM22 100V101H21ZM23 100L25 101V103L27 102V105L25 104V103H23ZM57 101H59V100H55V102H56V106L57 107H60V106H62V102L60 103V102H57ZM77 101V102H76ZM111 101H113V102H115L114 101V98L113 97H111V99H109V103H112ZM255 102L253 103V105H252V107H255V108H253V109H251L252 107H251V104L249 103V102H247V103H249L250 105L247 107V108H249L248 110H247V113H249L251 116H253V121H255V119H257L256 120V122L257 123H260V124H262L261 126H263L262 127V131H261V136L262 137H260L259 136V142L258 141H254L252 138H251V134H250V132L249 131H244V130H242V129H240V132H239V134H238V137L240 138V140L243 142L244 141V143H245V145H247V146H249L250 148H252L254 151H255V148H256V151L258 150V149H260V147H261V145L263 146V148H264V108H262V106H259L258 107V105H259V101L258 100H254ZM6 102V103H5ZM13 102V104H11ZM41 102V103H40ZM32 103V104H31ZM34 103V104H33ZM60 103V104H59ZM64 103V102H63ZM24 104H25V107H24ZM41 104V105H40ZM73 104V105H72ZM83 104H84V112L86 111V108H88L89 109V106L86 104V103H84L83 102ZM33 105V106H32ZM44 105H46V106H48V108L46 107V106H44ZM26 106H27V109H26ZM34 106H37V107H35V109H34ZM69 106V107H68ZM114 106H116V105H114ZM16 107L19 109V112H18V110L16 109ZM33 109H32V108ZM50 107V108H49ZM118 107V109L117 110H119V113H120V117L121 118H118L117 119V122L119 123V121L121 120V119H123V118H125V117H131V118H129V119H125V121H124V123H123V126H126V127H128L129 128V130H131L135 135H138V136H141V137H143V138H145V136H147V135H149L150 134V132L152 131V129H155V127L153 126V124H152V122L150 121V119H152V120H154V118H155V121L153 122L154 123V125H156L158 122H159V116H157V114L154 112V113H152L151 114V118H147V119H144V120H147L148 122H149V124H148V122L147 121H144V122H142L143 124L142 125H145V127L144 126H138L137 125V119L135 120V118H137L138 116V114H137V112H138V110L140 109L139 107L137 108L138 110H135L133 113H132V115L130 114V112L129 113H127V112H125V110L123 109L122 110V108L123 107H121V106H117ZM120 107V108H119ZM237 107V106H236ZM16 110H15V109ZM52 109H53V111H52ZM76 109V108H75ZM120 109H121V111H120ZM253 111L252 113H251V111ZM17 113H16V112ZM141 111V110H140ZM249 111V112H248ZM50 112V113H49ZM92 111L89 109V110H87V112L86 113H88V115L86 114L83 118H87V121H91L93 118V120L92 121H96V122H98L99 120L101 121L103 118L106 120V121H111V115L107 112L106 114H96V113H94V112H92ZM96 112V111H95ZM124 113L123 115H124V117H123V115H122V113ZM254 112H255V114H254ZM43 113H49V114H51L52 115V113H53V115L51 116V117H49L48 116V118H46V117H44L43 116V121L41 120H39V118H38V116H41L40 114H43ZM57 113H59V114H57ZM60 113H62L61 115H60ZM134 113H136V114H134ZM17 114V115H16ZM27 115V117H25V115ZM56 114V115H55ZM91 114V115H90ZM129 116H128V115ZM260 114V115H259ZM20 115H22L21 117H20V119H19V117L18 116H20ZM33 115V116H32ZM34 115H35V118H30V117H34ZM59 115V116H58ZM91 117H90V116ZM93 115V116H92ZM95 115H96V117H95ZM101 115V116H100ZM256 115V116H255ZM29 116V117H28ZM57 118H56V117ZM136 116V117H135ZM255 116V117H254ZM13 117L15 118V122L13 121ZM37 117V118H36ZM53 117H55V119L53 118ZM97 117H101L100 119H98ZM135 117V118H134ZM3 119V121H1L2 119ZM8 120H7V119ZM23 118V119H22ZM24 118H25V120H24ZM45 118H46V121H45ZM53 118V119H52ZM91 118V119H90ZM6 121H5V120ZM22 119V120H21ZM77 119V118H76ZM76 119H74V120H72V122H71V124L73 125V124H78L80 121H78V120H76ZM89 119V120H88ZM96 119V120H95ZM97 119H98V121H97ZM103 119V120H104ZM120 119V120H119ZM139 119V118H138ZM17 120V121H16ZM18 120H19V122H18ZM21 120V121H20ZM24 120V122H22ZM32 120V121H31ZM55 120V121H54ZM57 120V121H56ZM64 120V121H63ZM80 120H83L82 118L80 119ZM102 120V121H103ZM11 121V122H10ZM99 121V122H100ZM132 121V122H131ZM9 124H8V123ZM14 122V123H13ZM18 122V123H17ZM36 124H35V123ZM47 122V123H46ZM49 122V123H48ZM76 122V123H75ZM8 125V127H6L5 125L6 124ZM16 123V124H15ZM24 123V124H23ZM46 123V124H45ZM63 123V124H62ZM130 123V124H129ZM133 123V124H132ZM136 123V124H135ZM147 123V124H146ZM4 124V125H3ZM12 126H11V125ZM20 124H22L21 126H23L24 127V125L26 126L25 128H28V129H34V130H32V131H30V130H28L32 135L28 138V140L27 139H25L28 143H26L25 145L27 146L28 145V147H26L28 150H26V148L24 147V148H22L23 147V145L24 144H22V141L20 140V142L18 143V141L16 140V139H20L19 137L20 136H18L17 135V131H18V128H20L21 126H20ZM31 124V125H30ZM36 126H35V125ZM76 124V125H77ZM126 124V125H125ZM132 124V125H131ZM4 127H6V128H4ZM14 125V126H13ZM20 127H19V126ZM30 125V126H29ZM32 125H34V126H32ZM134 125V126H133ZM149 125V126H148ZM236 126V123L234 124H231L230 126H229V129L230 130H232L233 129V126ZM9 126H11L10 128H9ZM146 126H148V127H146ZM238 126H242V123H241V121H240V125H238ZM260 126V125H259ZM260 126V127H261ZM13 127H14V130H13ZM15 127H17V128H15ZM36 127V128H35ZM37 127H38V129H37ZM40 127V128H39ZM153 127V128H152ZM149 128V130H147ZM150 128H152V129H150ZM156 128H157V126H156ZM12 129V130H11ZM35 129H37V130H35ZM5 131V133L3 134V132ZM7 130V131H6ZM9 130V131H8ZM11 130V131H10ZM128 130V131H129ZM13 131V132H12ZM76 131V132H75ZM83 131H85V129H83ZM141 131H143L144 133H145V135H144V133L142 132L141 133ZM15 133V134H11V133ZM17 132V133H16ZM29 132H27V133H29ZM249 132V133H248ZM137 133H139V134H137ZM1 134H2V137H1ZM6 134H8V135H6ZM20 134V133H19ZM68 134V135H67ZM3 135H5V136H3ZM15 135V136H14ZM67 135V136H66ZM73 135H74V137H73ZM76 135H78V137L76 136ZM7 136H9V137H7ZM12 136H13V138H12ZM16 136H18V137H16ZM35 136V137H34ZM70 137V139H69V137ZM11 137V138H10ZM33 137V138H32ZM46 137V138H45ZM118 136L116 135L114 138L115 139H118L117 138ZM9 138L10 139H15V140H13V142L14 143H16L17 142V145H18V147H19V151H21L17 156L18 157H16V158H14L13 156V158L11 157L10 159H9V157L11 156V155H13L12 153L15 151L14 150V146H13V142L11 143V141L9 140ZM4 139V140H3ZM6 139H8L7 141L11 144V146H9V143L6 141ZM36 139V140H35ZM46 139V140H45ZM4 141V142H3ZM29 142H31L30 144H29ZM203 143V142H202ZM22 144V145H21ZM31 145V146H30ZM71 145V146H70ZM38 146V147H37ZM141 147H143V146H145V144H143V145H140ZM10 147V150L8 149ZM29 147H31L30 149H29ZM37 147V148H36ZM127 147H129V146H127ZM13 148V150L14 151H12L11 149ZM145 149L147 150V147H145ZM155 149H157L156 147H155ZM155 149H153L151 152H149L148 150L146 151V152H148V153H145L146 154V156H145V154H143V155H137V153L135 154H133V156L135 157V161H137V165L139 164V165H142V169H144L145 170V168L148 166L147 165V163L149 164V163H152L153 162V156L155 155V153L157 152V151H155ZM196 150H194V149H192V152L194 153H192L193 155H194V157L195 158H198V157H200V156H202V154H201V150L199 151V149H197V148H195ZM9 150V151H8ZM25 150V152H23ZM30 150V151H29ZM32 150V151H31ZM194 150V151H193ZM31 152V153H29V152ZM69 151V152H68ZM153 151H154V155H153ZM8 152H10V153H8ZM37 152V153H36ZM83 154V155H81V153ZM120 152H121V154H124V151L123 150H120V151H118V152H115V154H113L112 155V158H115L116 156H118V155H120ZM196 152V153H195ZM25 153V154H24ZM29 153V154H28ZM34 156H33V155ZM47 154H49V156L47 155ZM60 154V155H59ZM151 154H152V156H151ZM201 154V155H200ZM32 155V156H31ZM45 155H46V157L48 158L47 160H50V163H52V161H53V163L52 164H50V165H47V163H46V157H45ZM58 155H59V157H58ZM64 155V156H63ZM67 155V156H66ZM24 156V157H23ZM136 156H138L137 158H136ZM147 156H151V159L150 160H152L151 162H150V160L148 161L146 158H148ZM36 157V158H35ZM43 157H45V158H43ZM56 157H58V158H56ZM62 157H65V160L66 161H64L63 159L64 158H62ZM144 157V158H143ZM154 157H156V155L154 156ZM262 157V155L260 156V159H262L261 158ZM35 158V159H34ZM67 158V159H66ZM108 158V157H107ZM40 159H41V162H40ZM44 159V161L42 162V160ZM143 159V160H142ZM145 159L147 160V161H145ZM17 160L19 161V164H18V162H17ZM32 160H36L37 162L39 161L40 162V164L42 165H45V168L47 167V168H49V169H45L44 167H43V165L41 166L42 168H39V170L41 171V172H44L45 170H47L48 172V174H46L47 175V177L48 178H52V180L54 179V181L52 182V184H54L56 181L55 180H57V183L59 182V188L61 189V187H62V184L66 187V189H65V187H64V192L62 191L63 190V187H62V189H61V191L63 192V193H65L68 189H71V195L73 194L74 195V199H73V202L74 201H81V204H79V206L76 208V206H74L73 204H72V200H71V198H69V196H66L65 197V199H64V204L63 205H58V203H57V200H56V196H54L53 195V197H52V195H51V193H47V192H45L46 194H44V192H43V188H40V185L38 184V182H39V180H37V178H36V176H35V171H33L30 167H29V163H30V161H32ZM59 160H61V161H59ZM107 161H110V160H108V159H106ZM140 160V161H139ZM202 160H203V162L205 163V166H206V168H208V171H209V161L208 160H205V159H199V161L200 162H202ZM207 161V162H206ZM49 162V161H48ZM64 162V163H63ZM82 162L84 163V165L82 164ZM27 163V164H26ZM46 163V164H45ZM56 163L58 164V165H56ZM68 163H69V165H68ZM95 163V164H94ZM132 163V164H131ZM59 164H60V166H61V169H60V167H59ZM28 165V166H27ZM55 165V166H54ZM86 168V169H90L92 172H90V170L88 169V171L86 170L85 171V168L83 167V166ZM128 165H129V167H128ZM133 165H134V167H133ZM13 166V165H12ZM54 167V169H53V167ZM88 166V167H87ZM90 166V167H89ZM146 166V167H145ZM11 167V166H10ZM74 167V168H73ZM114 167V168H113ZM111 166V168H113V170L115 171V169L117 170L119 167H115V166ZM60 170H59V169ZM69 168V169H68ZM73 168V170H70V169H72ZM75 168H77L76 170L78 171V170H81V171H78V172H75ZM83 168V169H82ZM134 168V169H133ZM245 168V167H244ZM243 168V170L245 171L246 169H248L247 167L244 169ZM59 171H58V170ZM131 169V170H130ZM7 170V171H6ZM32 170V171H31ZM55 170V173H56V171H58V173H56V174H58V176H59V178H56V177H52L51 176V174L50 173H52V172H50V171H54ZM70 170V172H69V174L71 175V176H69V177H71V180H72V184L69 182V183H66L67 181H65L64 182V180H65V178L66 177H68V175H67V173H68V171ZM128 170H129V172H128ZM133 170H134V172H133ZM211 170V169H210ZM9 171V172H8ZM12 171V172H11ZM21 171V172H20ZM25 171H26V176H25ZM74 171V172H73ZM8 172V173H7ZM13 173V175L11 174V173ZM17 173V174H15V173ZM23 172V173H22ZM90 172V174H88V173ZM98 172H103V173H105L104 174V176H105V178H102L101 179V174L100 173H98ZM18 173H20V174H18ZM96 174L97 175V178L95 179V174H94V176H92V174ZM107 173V174H106ZM112 173H114L113 171H112ZM15 174V175H14ZM74 176H73V175ZM76 174V175H75ZM127 174V175H128ZM134 176H133V175ZM6 177H5V176ZM18 175V176H17ZM23 175L25 176V177H23ZM48 175H50V176H48ZM103 175V174H102ZM118 178H120V177H122V176H120L119 174H115ZM127 175H126V177H127ZM128 175V176H129ZM12 176L14 177V178H12ZM22 176V177H21ZM92 176V177H91ZM11 177V179H8V178H10ZM17 177H18V179H17ZM29 177H31L30 179H29ZM63 177H65V178H63L64 180H62V178ZM100 177V178H99ZM103 177V176H102ZM4 178L6 179L7 178V180L5 181L4 180ZM22 178H24V179H22ZM28 178V180H26V179ZM61 178V179H60ZM88 178V179H87ZM136 180H135V179ZM17 179V180H16ZM91 179V180H90ZM10 180H11V182H10ZM60 180V181H59ZM89 182H88V181ZM92 180H95V181H92ZM96 180H97V183L99 184V187H98V185H96L97 183H95L96 182ZM98 180H100L99 182H98ZM107 180V181H106ZM134 180V181H133ZM149 180V181H148ZM147 180V182H148V184L151 186V184H153L152 182H153V180H152V178H149ZM13 181V182H12ZM18 181H20V182H18ZM33 181H34V183H36L35 185H34V183H33ZM92 181V182H91ZM102 181V182H101ZM106 181V182H105ZM23 182V184H22V186H21V183ZM26 182V183H25ZM49 183H50V180L48 181ZM105 182V183H104ZM132 184H131V183ZM32 183V184H31ZM56 183V184H57ZM65 183V184H64ZM101 183H102V187L100 186L101 185ZM137 184V185H135V184ZM151 183V184H150ZM25 184V185H24ZM71 184V185H70ZM107 184V185H106ZM130 184V185H129ZM30 185V186H29ZM34 187H33V186ZM58 185V184H57ZM96 185V186H95ZM27 186V187H26ZM29 186V187H28ZM37 186V187H36ZM68 186V187H67ZM106 186V187H105ZM24 189H23V188ZM31 187V188H30ZM33 187V188H32ZM35 187H36V189H35ZM137 187V188H136ZM120 188L122 189V190H120ZM128 188V189H127ZM140 188V189H139ZM1 189H2V192H1ZM108 189V191L106 192V190ZM136 189H139V190H136ZM19 190H20V193H19ZM114 190V191H113ZM129 190V191H128ZM27 191V192H26ZM109 191H112V192H110V194H113L114 193V195H116V198L114 199L113 198V195L112 196H110L108 193H109ZM116 191H120V193L119 194H116ZM125 191H127V192H125ZM122 192H125V195L122 193ZM132 192H130V193H132ZM21 193H22V195L24 196V197H26V198H24L22 195H21ZM19 194H20V196H19ZM105 194H107V195H105ZM5 195H6V197H5ZM16 195V201L17 202H15V201H10L9 202V200H11L12 198H14V196ZM18 195V196H17ZM27 195V196H26ZM64 196H65V194H63ZM70 195V196H71ZM34 196V197H33ZM43 196H45V197H43ZM105 196V197H104ZM2 197V198H1ZM8 197H9V199H8ZM112 197V198H111ZM124 199H123V198ZM21 198V199H20ZM24 198V199H23ZM33 198V199H32ZM39 198V199H38ZM19 199V200H18ZM37 199L38 200H41L42 202H41V204L43 203V205H41V204H39V205H36V207H35V202H33V200L35 201H37ZM55 199V200H54ZM120 199V200H119ZM6 201V202H2V201ZM21 200V201H20ZM25 200V202H23ZM112 200H113V202H112ZM27 201V202H26ZM29 201V202H28ZM11 202H13V203H11ZM31 202H32V204H31ZM9 203H10V205H9ZM17 204V205H15V204ZM22 203H23V205H22ZM118 203V204H117ZM13 206H12V205ZM119 204H121V205H119ZM8 205V206H7ZM23 207H22V206ZM10 206V207H9ZM16 206V207H15ZM21 208H20V207ZM38 206V207H37ZM42 206V207H41ZM17 207H19V208H17ZM35 207V208H34ZM55 207H57V208H55ZM120 207V208H119ZM10 208H12V210L10 209ZM24 208V209H23ZM27 208V209H26ZM41 208V209H40ZM25 209H26V212H25ZM30 209V210H29ZM33 209V210H32ZM53 209V210H52ZM55 209H60V211L59 210H56L55 211ZM20 210H22V211H20ZM27 210H29L30 211V213H28L29 211H27ZM32 210V211H31ZM56 212V213H55ZM62 212H67V214H70V212H73V216L75 215V217H77V219H81L82 218V220L84 219V216H83V214L86 216L87 215V217H88V219H91V222H92V224H93V226L94 227H92L91 225V228H94V230L93 229H91L90 228V230L89 229H84L83 230V228L82 229H80V226H79V220H77V222H76V224L78 223V225H76L75 227H74V229L76 230H73V228L72 229H70V231H69V233H66V231L65 230H63L64 229V226H65V224H62L63 222L62 221H60L61 219L59 218V217H61L60 215L62 214ZM101 212V213H100ZM122 212V213H121ZM23 215H22V214ZM55 213V214H54ZM57 213H58V215H57ZM24 214L26 215L25 216V218H24ZM54 214V215H53ZM6 215H7V217H6ZM30 215V216H29ZM66 215V214H65ZM126 215H127V217H126ZM5 216V217H4ZM21 216V217H20ZM37 216V217H36ZM51 216V217H50ZM24 219H23V218ZM38 217H40L33 225H28L29 224V222L31 221V220H33L34 218H38ZM42 217V218H41ZM44 217V218H43ZM49 217V219H47V218ZM2 218V219H1ZM21 218H22V220H21ZM59 218V219H58ZM5 219V220H4ZM45 219H46V221H45ZM109 219H110V221H109ZM130 220V221H128V220ZM2 220H3V222H2ZM7 220H8V222H7ZM26 220V221H25ZM81 220V221H82ZM24 222V226L26 225V226H28V227H25V229H20V230H18V229H16L17 227H18V225L17 224H20L19 222ZM45 221V223H43ZM90 221V220H89ZM126 221V222H125ZM158 221L159 222H161L162 224H163V222L164 223H166L165 221H162V219H158ZM2 222V223H1ZM5 222V223H4ZM17 222V223H16ZM21 222V223H22ZM26 222H28V223H26ZM129 222V223H128ZM3 223H4V225H3ZM47 224V223H46ZM95 224V225H94ZM14 225V226H13ZM16 226V228H14ZM42 226V227H41ZM119 226H120V229H118L119 228ZM17 231H15L13 228ZM31 227V228H30ZM62 227H63V229H62ZM79 227V228H78ZM118 227V228H117ZM35 228H37V230L35 229ZM96 228V229H95ZM43 229V228H42ZM41 229V230H42ZM62 229V230H61ZM79 229V230H78ZM100 229V230H99ZM117 229V230H116ZM127 229V230H126ZM27 232V233H25V231ZM36 230V231H35ZM78 230V231H77ZM81 230V231H80ZM93 230V232H96V230H97V233H99V234H97V233H93V232H91ZM113 230V231H112ZM118 231V233H119V235L120 234H122V235H118V233L116 232V231ZM124 230H125V232L126 233H124ZM23 231V232H22ZM86 231L88 232V233H86ZM116 232V234L119 236V238H117L118 236L117 235H115V232ZM211 231L212 230H209V231H207L206 232V234H208L209 235V237L210 238H212V234H211ZM22 232V233H21ZM33 232H34V234H33ZM81 232H83V233H81ZM85 232V233H84ZM112 232H114V233H112ZM122 232V233H121ZM17 233V234H16ZM19 233H20V235H19ZM72 233V234H71ZM106 233H108V232H105L104 234H105V236H108V235H110V234H106ZM61 234H62V236H61ZM83 234L84 235H86V236H83ZM91 234H93V235H91ZM94 234L95 235H98V237L97 236H95V237H93L94 236ZM123 234H125V235H123ZM83 237H82V236ZM133 235H135L134 233L132 234V236ZM143 235V234H142ZM200 235H202V234H200ZM199 235V236H200ZM259 236L260 235V231H258L257 232V234L256 235H254V236ZM16 236L18 237V238H20V237H22V238H20L21 239V241H20V239L18 240V243H19V245L20 246H18L17 247V249H12L11 247L9 248L10 250H8V248H6V247H8L9 246V244L8 243H10V241H11V239L12 238H16ZM74 236V237H73ZM122 236V237H121ZM140 236V237H139ZM220 236H221V238L220 239H222V243H225V242H223L227 237L226 236H224L223 235V233H220ZM63 237H65V238H63ZM85 237V238H84ZM92 237V238H91ZM110 237H112L111 235H110ZM141 238V235H136V238ZM223 237V238H222ZM43 238V237H42ZM94 238V239H93ZM143 238V237H142ZM63 239H65V240H63ZM91 239H93V240H91ZM128 239V240H127ZM176 239V238H175ZM224 239V240H223ZM96 240V241H95ZM118 240H119V242H118ZM5 241V242H4ZM88 241H90V243L88 242ZM92 241V242H91ZM93 241H94V243H93ZM115 241V240H114ZM123 241V240H122ZM138 243H140V241L141 240H136ZM5 243V245H4V243ZM7 242V243H6ZM56 243V241H55V239L53 240V238H51V237H49L48 238V240H42V241H39L38 243H40V245H42L41 247H40V245H39V248L41 249H44V250H42V251H44V252H46L47 254H48V252H47V249H48V247L49 248H52V252L54 251V252H56L55 253V255H57V253L59 254V253H61L62 255H64L63 257L64 258H66V256H67V259H69L70 260V262L71 263H73L74 262V260H75V254H73L74 252H72V253H69L67 250H65V249H63V246L62 245H59V244H57V245H55V243ZM96 242H98V243H96ZM3 243V244H2ZM49 244V245H47L46 247L43 245V244ZM88 243V244H87ZM124 243V242H123ZM133 243H136V242H133ZM2 244V245H1ZM8 244V245H7ZM116 244V245H115ZM7 245V246H6ZM59 245V246H58ZM95 245V246H94ZM115 245V246H114ZM133 245V244H132ZM135 245V244H134ZM2 246H4V247H2ZM28 246V247H27ZM52 246V247H51ZM55 246V247H54ZM113 247V249H112V247ZM21 248V249H20ZM20 250V252H21V254H23L22 256L21 255H19V250ZM22 249H24V250H22ZM29 249V250H28ZM15 250H17L16 252H15ZM34 250V251H33ZM61 250V251H60ZM88 250V249H87ZM4 251V252H3ZM14 251V252H13ZM58 251H60V252H58ZM113 251H116L117 253H120V254H115V252L113 253ZM119 251H121V252H119ZM13 252V253H12ZM23 252V253H22ZM34 252V253H33ZM53 252V253H54ZM122 252L124 253V254H122ZM26 253V254H27ZM12 256H11V255ZM37 256V258H35L36 256ZM115 254V255H114ZM17 255H19V256H21V257H24V258H21V259H17ZM114 255V256H113ZM118 255V258H115V256H117ZM125 256L124 258H123V256ZM264 251H261V252H259L258 253V255L256 254L255 256H253L254 257V259H256L255 260V262L257 261V262H262V261H264ZM5 256V257H4ZM11 256V257H10ZM14 256V257H13ZM35 256V257H34ZM69 256V257H68ZM122 256V257H121ZM140 256H142L143 257V259H142V257H140ZM40 257V258H39ZM11 258V259H10ZM13 258V259H12ZM15 258V259H14ZM31 258V259H32ZM51 258H52V262L53 263H55L54 262V258H53V256H51ZM128 258V259H127ZM130 258H132V259H130ZM39 259V260H38ZM73 261H72V260ZM115 259V260H114ZM122 259V260H121ZM144 259H145V261H144ZM262 259V260H261ZM42 260V261H41ZM17 263H16V262ZM41 261V262H40ZM97 261V258L95 259V260H93V263H92V260H91V262H84V263H80V264H95V262ZM116 261V262H115ZM117 261H119V262H117ZM128 261H130V263L128 262ZM105 262H107V263H105ZM115 262V263H114ZM143 262V263H142ZM245 263V261H244V259L243 258H239L238 260H237V264H243V263ZM256 262V263H257ZM24 264H27V263H24ZM98 264V263H97ZM134 264H136V263H134Z\"/></svg>", "mask_w": 264, "mask_h": 264}]
</instances>
